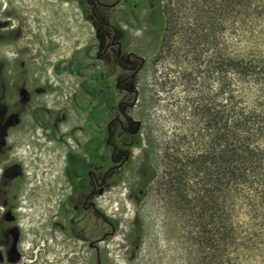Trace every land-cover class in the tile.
I'll use <instances>...</instances> for the list:
<instances>
[{
    "label": "rangeland",
    "instance_id": "374dc122",
    "mask_svg": "<svg viewBox=\"0 0 264 264\" xmlns=\"http://www.w3.org/2000/svg\"><path fill=\"white\" fill-rule=\"evenodd\" d=\"M176 2L180 3L181 0H173L172 4L175 7L178 6ZM185 2L188 3L185 9H181L176 20H193L191 1ZM140 15L142 25L140 27L132 22L133 26L130 29L132 37L128 47L139 48L141 55L145 56V63L135 78V87L139 89L138 101L128 111L133 119L140 123L142 141L131 149V158L125 166L124 179L103 194L100 201L103 211L110 216L116 214L123 226L120 228L121 232L113 238V242H122V232H127L136 217L141 221L142 237L136 258L126 261L121 257L119 262L264 264V245L256 244L251 245L249 249L233 251L227 249L232 251L234 256H239L234 261H229L228 256L223 255L227 254V251L222 250L217 262H212V249L197 243L196 236L199 231L197 216L189 209L190 207L186 210L181 209L167 192L168 177L165 160L162 159L169 147L177 148L176 143L182 140L181 135L184 133L180 122L182 118L175 116L172 111L177 110V98H183L186 93L182 91L183 85H179V82L166 92L157 90L155 76L162 75L167 66L173 69L182 68L179 67L180 62L178 58L175 60L174 55L164 58L160 53L164 21L156 14L155 8L145 6ZM2 20H12L13 23L24 20L28 27L27 33L16 43V55L7 54L10 61L15 64V70L8 72L7 79L11 84L8 87L10 93L6 97V102L8 106L14 108L21 99L23 105L22 122L11 131V134L17 132L21 124L24 128L33 118L37 122L40 138L50 141L48 135L53 142L52 147H48L45 141L46 147L43 145L45 148H40L37 153V163L32 166L29 164L25 167L24 174L17 178L21 183L18 189H15L17 192L15 212L21 235L22 253L16 264H62L66 248L59 238L61 232L54 233L58 236L55 243L51 241L53 229L49 219L60 210L64 194L68 192L69 186L63 171L67 150L75 145L71 141L74 136L70 130H76L79 136H83L79 130L85 129L88 107L92 102L94 105L96 103L95 98L81 87L82 82L91 74L89 79L95 80V83L98 80L95 76L104 70L111 71L115 63L105 66L98 59L99 47L95 38V26L84 16L75 0H0V75H2ZM228 38L237 39L231 34ZM180 42V33L175 34V49ZM188 58L190 61V56ZM19 61L22 64L21 68L17 65ZM190 65L191 63L188 64ZM95 85L98 86L99 83ZM24 86L28 87L29 93L32 92L28 105L26 97L29 95L25 93ZM243 90L249 99L257 94L256 89L250 90L248 85ZM51 96L55 99H50ZM0 99L2 103V90ZM193 139L191 136L187 138V141H190L188 147L195 149L196 141ZM31 155L33 154H29ZM74 167L72 164L68 169ZM145 171H149L150 174L148 193L142 203L137 205L130 198L126 199L129 195L127 190L143 185L146 180ZM61 213L64 215L62 208ZM0 224H2V158H0ZM103 225L105 230L107 225L105 223ZM36 255L37 259H34ZM0 264H4L2 227Z\"/></svg>",
    "mask_w": 264,
    "mask_h": 264
},
{
    "label": "trees",
    "instance_id": "16d2710c",
    "mask_svg": "<svg viewBox=\"0 0 264 264\" xmlns=\"http://www.w3.org/2000/svg\"><path fill=\"white\" fill-rule=\"evenodd\" d=\"M161 1L160 53L178 58L182 70L167 66L155 83L166 92L179 82L186 93L172 111L184 133L164 152L166 189L197 216V243L212 249V262L222 250L234 261V249L264 245V0H190L193 20H176L186 0ZM247 85L257 91L252 99ZM144 177L150 182L149 171Z\"/></svg>",
    "mask_w": 264,
    "mask_h": 264
},
{
    "label": "flooded vegetation",
    "instance_id": "af4514ba",
    "mask_svg": "<svg viewBox=\"0 0 264 264\" xmlns=\"http://www.w3.org/2000/svg\"><path fill=\"white\" fill-rule=\"evenodd\" d=\"M75 1L84 16L95 26V38L99 47L98 59L105 66L112 62L115 66L111 71L104 70L95 76L98 79L96 80L99 83L98 86L95 85L97 84L94 83L95 80L89 79L91 74H88L87 80L82 82L81 87L95 98L96 103L94 105L92 102L88 107L85 129L79 130L83 136H79L76 130H70L71 135L74 136L71 141L75 145H72L65 155L63 172L69 187L67 194H64L63 204H60L65 216L62 215L60 208L57 214L49 219L53 229L51 241L55 243L58 236L54 233L61 232L59 238L66 248L62 264H120L121 257L126 261L136 258L142 237L141 221L136 217L127 232H122V242H113V238L121 232L120 228L123 226L116 214L110 216L103 211L100 201L103 194L124 179L125 166L131 158V149L137 142L135 135L140 123L131 116L128 109L132 107L127 103L134 97L131 89L137 88L135 78L145 63V56L141 55L139 48L128 47L132 37L130 32L132 22L141 27L140 14L148 5L155 8L156 14L164 20L162 1ZM24 22V20H17L16 23L12 20H2V75H0L2 224L0 227H2L4 264H16L22 253L21 235L15 212L17 209L15 189H18L21 183L17 178L24 174L25 167L37 163V153L40 148L53 145L50 136L47 135L50 141L40 138L36 127L37 122L33 118L24 128L21 124V128L11 134V131L22 122L23 105L21 99L14 108L8 106L6 102V97L10 93L8 87L11 84L7 79L8 72L15 70V64L10 61L7 54L16 55V43L21 41L28 31ZM121 23L125 25L122 26ZM19 49H21L20 45ZM10 50H13L12 53L9 52ZM17 65L21 68V61ZM24 88L25 93L29 95L26 97L28 105L32 92H28V87L24 86ZM20 90L22 93L23 85L20 86ZM129 95L131 97L128 98ZM103 96L106 97L105 100ZM109 96L113 101L112 109L108 108L111 99ZM50 99L55 97L51 96ZM29 154L33 155L29 156ZM72 164L75 167L69 170L68 167ZM149 183L135 189H128L129 195L126 199L130 198L134 204L140 205L148 193ZM103 223L107 225L105 230ZM34 245L36 246L37 242ZM37 256L34 259H37Z\"/></svg>",
    "mask_w": 264,
    "mask_h": 264
},
{
    "label": "water",
    "instance_id": "95a60500",
    "mask_svg": "<svg viewBox=\"0 0 264 264\" xmlns=\"http://www.w3.org/2000/svg\"><path fill=\"white\" fill-rule=\"evenodd\" d=\"M144 59V58H142ZM132 92H134V97L132 99L131 102L127 103L128 106L130 107H134L138 101V96H139V89L138 88H134V89H131Z\"/></svg>",
    "mask_w": 264,
    "mask_h": 264
}]
</instances>
